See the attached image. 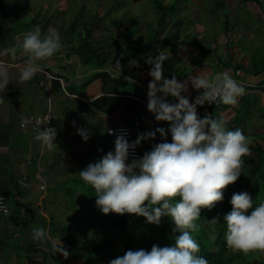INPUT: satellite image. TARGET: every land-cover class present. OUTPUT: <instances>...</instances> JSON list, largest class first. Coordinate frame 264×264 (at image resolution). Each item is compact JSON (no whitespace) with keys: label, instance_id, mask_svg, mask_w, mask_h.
Instances as JSON below:
<instances>
[{"label":"clouds","instance_id":"clouds-1","mask_svg":"<svg viewBox=\"0 0 264 264\" xmlns=\"http://www.w3.org/2000/svg\"><path fill=\"white\" fill-rule=\"evenodd\" d=\"M60 48L56 30L42 34L39 26H35L24 32L15 46L0 50V56L9 55L13 59L18 54L26 56L23 65L16 69L17 80L28 81L41 70L40 62L53 57ZM168 58L160 54L145 60L150 65L151 77L147 110L155 121L169 122L167 129L157 127L138 133L131 142L125 134H118L113 150L78 172L79 178L95 190V203L102 213L136 214L143 216L145 223L155 225L161 223V218H170L172 231L178 234L170 246L153 244L150 250L130 249L108 264H208L203 256L197 255L200 245L192 235L199 230L196 221L202 207L210 209L223 199L222 190L238 179L242 172L241 158L249 152L250 141L241 129L229 130L223 116L200 118L196 110L197 105L205 102L236 105L245 91L240 82L228 70L189 76L187 81H179L176 76L164 78L162 64ZM129 64L136 65L137 61L132 59ZM11 78L8 68L0 64V93L6 90ZM189 82L193 89H203L191 103L182 95L188 91ZM169 96L175 102H170ZM47 120L39 122L33 139L51 150L56 145V129L41 130V123ZM77 133L85 141L90 135L86 129H78ZM157 133L161 142L152 144L142 156L130 159V150L134 151L142 140L154 138ZM229 203L231 211L223 216L226 246L245 254L254 250L264 252V200L254 206L249 193L244 191L233 193ZM31 236L34 242L49 239L43 227H33ZM210 238L214 240L215 235ZM57 251L68 255L63 248Z\"/></svg>","mask_w":264,"mask_h":264},{"label":"rangeland","instance_id":"rangeland-1","mask_svg":"<svg viewBox=\"0 0 264 264\" xmlns=\"http://www.w3.org/2000/svg\"><path fill=\"white\" fill-rule=\"evenodd\" d=\"M172 1L166 0L165 2ZM185 3L187 6H178L181 11L177 12V16L181 17L180 22L183 21L184 24H182V29L175 38L181 40L185 35L188 36L186 42L178 46L183 52L189 50L193 52L194 48H197V44L190 40L197 37L200 40L198 39L196 42L201 43L202 40L204 41L201 46L205 49L207 56L212 47L219 45L223 51L229 55L232 54L233 60L238 64H248L247 67H249L256 63L259 68L264 67L261 65L264 64V43L262 42L264 41V16L258 5L253 2L243 4L240 0H185ZM218 3H221L222 6L217 7ZM260 3L264 7V0H260ZM177 16L169 13L167 25L160 27L158 30H161L164 34ZM227 17L231 26L227 29V32H224L222 26ZM32 19H35V24H30ZM74 19H77L78 22L75 24V31L70 33L68 27ZM0 22L5 24V31H0V38L16 36L18 33L24 32V29L29 31L35 26H39L42 34L43 32L47 33L49 29H54L60 36L61 51L72 48L79 41V36L84 35L86 28L90 25L89 23L93 22V27H90V37L92 39L103 40V38L109 37L110 34H113L116 38L115 42L107 44L102 50L101 59L110 56V52L112 56L118 57L120 56L119 50L131 49L137 44L146 42L147 38L157 28L156 12L152 6V0H0ZM115 25L117 28H113ZM21 37L22 35L19 36V38ZM158 42L157 46L161 47V38ZM207 43H209L208 46ZM232 48L233 50H231ZM169 52L172 53L171 49H169ZM218 52L219 48L216 49L215 56L212 55V59L216 57ZM199 56V58L192 59L190 63H187L190 60L189 58L179 59L182 57L181 55L175 59L177 61L171 59L165 61L171 67H180L181 72L185 71L184 68L188 72L200 65L203 55L199 54ZM232 56L229 58L232 59ZM233 60H230V62L232 63ZM169 61L177 63L173 64L176 66H172ZM97 84L100 83L97 82ZM110 85L114 90L119 87L125 88L120 83H111ZM200 93L197 92V95ZM254 94L257 97L253 105L264 107L263 94L260 91H256ZM118 111H122V106L118 108ZM239 111V115H235V117L242 119L243 105ZM220 114L227 121L230 118L233 119L234 116L230 113V110L228 111L225 108H220ZM117 117L114 116L113 118L116 119ZM56 122L55 119L50 127L54 128ZM78 129L90 130L84 128L76 118L70 123L61 125L56 130L54 140L56 145L53 147L55 149L53 155L56 154V151L59 153L61 148L59 142L62 141L65 152L62 155V163H64L63 158L65 157L64 160L67 165L55 164L54 161L56 162L57 159L54 157L50 159L48 149L44 148L46 150L42 159L50 167L56 166V168L54 171L52 170V176L47 178V189L44 191L45 205L40 208L44 214L42 218L48 223L47 231L50 237H56L61 242H64L65 239L73 240L81 247L83 253L99 243L111 244L115 250H119L121 247L117 240L120 239V234L113 229H108L101 218L97 216L96 208L87 202L85 199L87 185L79 178L78 172L89 163H95L107 152L113 150L111 143L106 137L103 138L102 135L100 136L99 133L94 131L89 132V138L85 141L77 133ZM98 129L103 131L101 127H98ZM246 130L247 134L245 132V136L251 144H255V141L253 142V139H255L258 144L264 146V134H255L252 128ZM167 137L169 138V136ZM147 140H150V138ZM157 142H161V140H150L147 151L151 149L152 144ZM249 154L252 155L250 151ZM229 186L230 188H237V193L247 190L242 185L239 177ZM255 193H258V191H255ZM127 215L131 222V214L127 213ZM65 226H70L71 230H64L63 227ZM124 235L128 237V233H124ZM7 241L10 245L15 244L10 239ZM134 241L135 238L132 242ZM240 253L250 262L264 264V252L262 251L254 250L246 254ZM45 258L47 260L45 261L46 264H54L50 256ZM55 260L58 262L57 264H63L58 259ZM0 264H15V262L3 259L0 260ZM16 264H22V259Z\"/></svg>","mask_w":264,"mask_h":264},{"label":"crops","instance_id":"crops-1","mask_svg":"<svg viewBox=\"0 0 264 264\" xmlns=\"http://www.w3.org/2000/svg\"><path fill=\"white\" fill-rule=\"evenodd\" d=\"M4 27L5 24L0 22L1 32L5 31ZM171 30L173 31V29ZM26 31L24 29V32ZM24 32L18 33L13 37L6 36L0 38V50L15 46L18 40H22V37L19 38V36ZM168 32L169 30L165 31L164 34L161 32V47L156 46L160 54L168 56V59L173 61H177L175 59L181 55L182 57L179 59H190L187 63H190L192 59L199 58V54L203 55L200 65H197L188 72L184 68L185 71L181 72L183 73V77L180 81H187L189 76L197 74L211 75L228 70L240 84H245L244 81H246L250 86V84L258 82L261 75H264V72H262L263 74L261 75L251 76L242 70L235 71L224 67L223 62L233 60L232 54L229 55L218 45L212 47L207 56L205 49L201 46L204 41L202 40L201 43L196 42L199 39L197 37L196 39H190L193 40V43L197 44V48H194L193 52L190 50L183 52L178 46L174 47V43L178 40L175 39L176 36L171 37L167 43L168 45L165 46L163 42ZM159 39L157 40L159 41ZM112 42H115V39L110 41L109 44ZM262 42L264 43V41ZM206 45L208 46L209 43ZM217 48H219V52L212 59V55L215 56ZM169 49H171V54ZM109 55H112L111 52ZM148 56L151 55L147 54L144 58L147 59ZM231 56L232 59L229 58ZM26 59V56L20 54L14 59L9 55L0 56V64L8 68L12 77L6 90L0 93V193L6 195L8 198L11 216L17 220L22 219L27 222L24 227L15 226L8 218L0 217V242H8L7 240L10 239L15 244L39 246L52 254L55 259L65 264L61 252H56L60 243L56 237L52 238L49 236V239L46 241L34 242L31 236V229L33 227H43L48 230V223L42 218L44 214L40 208L42 205H45L44 191L47 189V178L52 176V170L54 171L56 166L52 168L42 159L46 149L33 139L34 134L32 133L28 116L31 114H50L53 116L52 123L55 119L57 120L54 126L56 130L61 125L70 123V121L76 118L84 128L90 129L89 132L94 131L104 138L106 137L105 130L108 126L121 123L127 116L128 108L125 102L127 100L132 102L133 106H137L136 118L131 121L139 125L137 128L138 133L154 131L157 127L167 129L169 122L155 121L153 114L147 110V86L151 77L148 75L150 65L145 63L146 59L143 62L138 60L136 66H129L126 63L121 65L116 63L108 64V68H110L112 73L109 74V77L104 82L95 79L82 89L77 90L76 88V92H74V84L78 85L87 74H85L86 68L73 57L71 48H66L62 51L60 49L53 57L41 61V70L32 79L18 81V69L16 68L22 66ZM234 62L233 60L232 64ZM173 64L177 63H171L172 66H176ZM172 68L180 69V67ZM119 73L120 76L118 75ZM52 81L59 84H53ZM97 82L100 84H97ZM111 83H120L125 88L119 87L117 90H114L110 85ZM68 89H72L73 91H69ZM202 91L203 89H193L189 82L188 91L182 93V95L186 96L191 103L197 96V92ZM249 92L250 90L247 91V93ZM167 99L170 102H175V98L171 96L167 97ZM121 106L122 111L120 112L118 108ZM133 106H130V109ZM114 116L118 117L114 119ZM128 126L131 129L130 125ZM98 127H101L103 131H100ZM168 136L167 140L170 142L171 137L170 135ZM150 140H161L159 133L154 138H150ZM150 140H142L138 145L141 154L149 148ZM60 142L59 146L61 145V148L59 153L56 151V154L53 155V150L55 149L52 148L48 150V157L50 159L51 157L56 158L57 161H54V163H58L61 166L66 164V161L64 157V163H62L64 146L62 141ZM20 180H25L26 186L18 185ZM13 184H17V186ZM40 186H43V188H40Z\"/></svg>","mask_w":264,"mask_h":264},{"label":"trees","instance_id":"trees-1","mask_svg":"<svg viewBox=\"0 0 264 264\" xmlns=\"http://www.w3.org/2000/svg\"><path fill=\"white\" fill-rule=\"evenodd\" d=\"M165 1L166 0H152V6L156 12L157 28L155 31H153L151 36L147 38L146 42L137 44V46L131 49L119 50L120 56L118 57L110 55L105 59H101L102 50H104L105 46L109 44L110 41L116 38H114L113 34H110L109 37H105L107 40L104 38L103 40L92 39L90 37V29L93 27L94 23L90 22V25L86 28L84 35L79 36V41L71 48L72 55L80 62V64L83 65L84 68H86L85 74H87L82 79V81L78 83V85L76 83L74 84V92H76V88L77 90L82 89L95 79H99L104 82L109 77V74L112 73L110 68H108L111 63H116L119 65L126 63L130 66L129 61L132 59H135L137 62L138 60L143 62V60L146 59L144 56L147 54L151 56L160 55V51L157 50L156 46L158 41L157 39L161 38L162 33L158 29L167 25V17L169 13H171V15L177 16V14L181 11V8L178 7L179 5L187 6L185 0H173L169 3H166ZM240 1L243 2V4L247 2H253L254 4L258 5L261 8L264 16V7L261 5L260 0ZM219 6H222L221 3H218L217 7ZM180 20L181 17L177 16L176 19H174L173 22H171V24L168 26L169 32L167 33L163 42L165 46L168 45L167 43L171 37L178 35L179 31L182 29V24H184V22L182 23ZM35 22V19H32L30 24H35ZM77 22V19L71 21L68 27L70 33L75 31L74 28ZM230 26V20L227 17L223 22L222 30L227 32V29L230 28ZM114 27H116V25L113 26V28ZM171 29H173V31ZM187 38L188 36L185 35L181 40H177L174 43V47L184 43ZM231 50H233V48ZM220 61H222V59H220ZM223 65L224 67L231 68L235 71L242 70L244 73L250 74L251 76L261 75L263 74L262 72H264V67L259 68L257 66L258 64L256 63L247 67L248 64L245 66L236 62L232 64L230 60H228L223 62ZM261 65L264 66V64ZM172 76H176L177 80L180 81L183 77V73H181L180 69L178 68L173 69L170 64L164 61L162 64V77L171 78ZM244 82L245 84L241 85L244 87L246 94L238 97L236 105L230 106V109L229 105H224L222 103L211 106L209 107L207 116L210 118L220 117V108H225L228 111L230 110V113L234 115L233 119L230 118L228 121L226 120L229 130L239 128L245 135V132L247 134L246 129L252 128L253 131H255V134H264V107L253 105L257 96L254 94V92L252 93V91H260L264 96V75H261L258 79V82L250 84V86L248 85V82ZM52 83L59 84L58 82L54 81H52ZM68 90L73 91L72 89ZM249 90L250 92L247 93ZM251 98H253L252 101ZM244 99L245 101H243ZM125 102L128 108V113L121 123L130 125V130L135 140L138 134L137 128L139 125L131 120L136 118L137 106H133V103L130 101L126 100ZM204 105L198 106L203 107ZM242 105L244 107V112L243 115H241L242 119H239L236 118L235 115H239V110L240 107L242 108ZM130 106H133V108L130 109ZM106 138H108L112 149H114V142L107 135ZM254 141L255 144H249V151L252 153V155L247 154L241 158L243 160V165L239 179L241 180L242 185L247 188L246 192L249 193L253 200V205L255 206L259 204L260 201L264 200V146L258 144L255 139H253V142ZM142 155L143 154L140 153V156ZM13 185L17 186V184ZM236 189L237 188H230V186L227 185L222 190L223 199L219 202H216L210 209L202 207L200 217L196 221V223L199 225V230L193 232L192 235L200 245V251L197 253V255L203 256L207 260L208 264H256L252 261L250 262L240 252H232V249L226 246L223 216L227 212L231 211L232 206L229 203V200L233 193H237ZM255 191H258V193H255ZM95 195V190L91 186L87 185V188L85 189V199L94 208H96L98 212L97 216L101 218L102 222L108 227V229H113L116 233L120 234V239L117 241L119 242L121 248L119 250H115L114 246L111 244L99 243L90 247L85 253H83L81 251V247L75 243V241L65 239L64 242L60 241L58 248H63L68 252L66 257L61 253L66 264H108L109 260L114 259L117 256H122L127 250L130 249L137 250L143 248L145 250H150L153 244H157L159 246H170L174 244L173 237L178 233H173V225L171 221H169L170 218H161V223L159 225H155L151 223H145V218L143 216L131 214L132 219L130 222L127 213L117 214L111 211L108 214L102 213L95 203ZM175 199H178V197ZM249 211H251V209H249ZM4 218H8L15 226L24 227L27 223L25 222L26 220H17L11 215ZM213 218L217 219V221H213ZM63 229L70 231L71 227L65 226ZM124 233H128V237L125 236ZM213 234L215 235L214 240L210 238ZM133 238H135L134 242H132ZM10 256L11 258H9ZM47 256H50L53 259L52 261L54 264L58 263L52 254L46 252L39 246L22 244L10 245L8 242H0L1 260L5 259V261H10V259H12V261H15L16 264L22 259V264H46L45 261L47 260L45 257Z\"/></svg>","mask_w":264,"mask_h":264},{"label":"built area","instance_id":"built-area-1","mask_svg":"<svg viewBox=\"0 0 264 264\" xmlns=\"http://www.w3.org/2000/svg\"><path fill=\"white\" fill-rule=\"evenodd\" d=\"M245 94H246V92L244 91L243 95H245ZM218 104H219V102H216V103H214V102L213 103L205 102V105L203 107H199L197 105V109H196L197 110V115L200 118H203L205 115L207 116L209 107L215 106V105H218ZM46 118H48V120L46 122H42L41 123V130H44L45 128L51 126L53 116L50 115V114H42V115L31 114V115L28 116V120H29V123L31 125L33 134H34V129H38L40 127V123L39 122L43 121ZM105 133L113 142H114V140H115V138H116V136L118 134H125L126 139H128L129 142L134 140L132 132H131L129 126L124 124V123H118V124H114V125L108 126L106 128V130H105ZM133 156H136V157L140 156V150H139L138 145L136 146L134 151L130 150V159ZM18 184L20 186L24 187V186H26V181L25 180H20ZM40 188H43V186H40ZM0 198H2V203H3V208H0V216L9 217L11 215V210H10V207H9L8 198H7L6 195L1 194V193H0Z\"/></svg>","mask_w":264,"mask_h":264}]
</instances>
